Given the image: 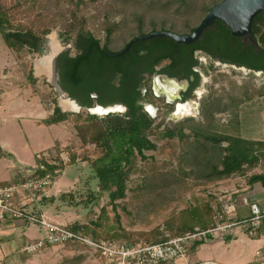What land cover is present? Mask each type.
Here are the masks:
<instances>
[{
    "label": "rangeland",
    "instance_id": "rangeland-1",
    "mask_svg": "<svg viewBox=\"0 0 264 264\" xmlns=\"http://www.w3.org/2000/svg\"><path fill=\"white\" fill-rule=\"evenodd\" d=\"M181 1L189 0H0V5L8 10L13 28L21 26L32 29L39 39V52L24 48L16 54L5 45L0 33V65L10 54L11 66L7 67L14 76H11L9 90H12L13 97L15 90L20 92L16 100H11L6 108L1 109L0 129L8 131L7 138L14 148L22 151L29 142L37 156L57 167H65L52 190L48 191L46 201L40 202L45 204L43 213L56 217L52 219L44 213L47 221L57 225L72 222L87 226L90 233L94 230V235H85L99 241L158 242L166 235H176L168 231L167 222L173 224V229L182 222L200 225L198 221L201 217L196 216L198 220L195 217L199 211H206L211 205L218 209L221 194L216 189L217 185L213 184L216 180L206 179L212 167L220 165V147L213 144L216 137L226 133L244 139L246 142L243 141L241 145L245 146L246 154L250 157L252 153L256 155L259 150L264 151V76L223 65L213 67L205 59L203 63L206 67L202 68L205 77L202 78L199 93L193 99L191 116H173V110L166 108L162 101L149 98L152 103L148 105L155 110L160 109L158 113H151L155 122L150 139L156 143L157 149L145 152V159H135L128 174L126 197L117 202L119 206L116 212L109 204L108 193L100 192L94 170L86 160L98 159L102 152L92 144L82 143L76 131L78 125L85 123L84 117L89 114L88 111H67L62 106L66 95L58 94L53 75H49L51 72L40 75L36 67L40 60L52 56L54 43L59 47L57 55L66 51L75 54L72 42L76 34L69 44L63 41L62 34L66 33L70 23H76L79 19H83L85 30L114 52L122 50L142 33L183 32L184 22L189 21L194 25L197 13H186ZM107 23L116 26L109 42L104 30ZM1 77L2 72L0 84L5 86ZM144 88H147L146 85ZM249 95L250 99L245 98ZM39 97L44 108L36 104L35 98ZM198 97H202V100L199 101ZM232 97L237 107L233 110L235 117L230 121V113L216 117L215 112H221L222 105ZM53 100H56L61 112L69 114L68 119L59 123L61 126L38 125L34 120L41 115L47 117L53 109ZM210 102L213 104L209 108L207 105ZM199 103L203 105L199 106ZM205 110L208 112L204 115ZM126 111L115 114L122 115ZM75 114H81L82 119ZM177 128L183 129L184 136L163 137L165 131ZM4 137L1 135V139ZM255 141L262 143L258 146L248 144ZM227 145L221 144L222 147ZM72 157L75 158L74 164L67 166ZM35 159L27 166L29 169L37 167L39 159ZM246 174H249L248 170L237 178L244 180ZM8 175V171H5L1 177ZM92 195L94 199L90 201ZM57 207L64 210L58 212ZM103 208L107 212L105 216ZM215 209H212L213 212ZM31 227L29 237H12L14 241L17 240V246L21 242L23 245L26 239L32 241L46 237L44 231L36 226ZM74 246H48L43 252L26 254L27 264H108L91 249ZM200 256H204V253Z\"/></svg>",
    "mask_w": 264,
    "mask_h": 264
},
{
    "label": "trees",
    "instance_id": "trees-1",
    "mask_svg": "<svg viewBox=\"0 0 264 264\" xmlns=\"http://www.w3.org/2000/svg\"><path fill=\"white\" fill-rule=\"evenodd\" d=\"M77 6L79 7V3ZM83 23V19H79L76 23H70L66 33L62 34L63 41L67 44L71 42L72 36L76 34L72 42L75 54L72 55L70 51L61 53L57 59V68L63 89L72 99L77 100L82 110L87 112L88 109L95 106L108 108L115 105L124 106L127 110L122 115L110 114L105 117L87 114L84 117L85 123L76 127L77 135L82 143L92 144L102 152L100 158L87 159L86 161L94 170L100 192L108 193L109 204L116 212L119 206L117 202L126 197L128 174L135 159L137 157L145 159V152L157 149L156 143L150 139V132L153 130L155 121L139 103L146 99L142 97L140 92L144 86L139 75L144 72L153 74L154 67L166 58L172 60V66H176L180 60L174 57L175 52L178 51L182 54L184 51H188L190 46L177 44L172 39L162 37L149 41H137L131 45L130 50L122 54L132 40L122 50L114 52L109 49L107 44L101 45L100 40L84 29ZM115 28L116 26L113 24H104L108 42ZM225 32L222 38L209 39L207 44L209 46L203 47L200 45L196 46V49L207 48L212 52L211 54L224 57L225 62L229 60L237 66H245L254 71L264 72V45L258 50L254 49L253 46L243 50L245 44L241 40L232 38L230 31L225 30ZM0 33L5 45L16 54H19L24 48L37 50L38 52L40 50L36 33L32 29L27 30L21 26L13 28L9 20L8 10L1 5ZM144 35L143 33L140 34V36ZM149 61L151 64H148V69L137 71L135 76L132 77L133 65L136 66ZM191 75H193V72L189 70L184 77L187 78ZM131 77L133 78L131 86L135 92L125 93L121 90V87L122 85H130ZM199 80L200 77L197 75L195 86L198 85ZM120 83L121 87H119ZM148 91H150V88ZM92 94H96L97 98H92ZM148 94L150 96L151 92ZM249 97L250 95L245 96L247 99H250ZM53 105V114L44 120L46 125L59 124L69 117L68 113L61 112L56 100H53ZM75 116L82 119L81 114H75ZM175 136H184L183 129L167 130L163 135L167 138ZM243 141L244 139L238 138V136L226 135V133L213 140V144L220 147L218 149L220 165L212 167V172L206 176L207 180L229 178L249 171L257 165L258 158L253 153L251 157L246 154L247 149L242 146ZM223 143L228 145L222 147L221 144ZM260 143L262 142H250L248 144L258 146ZM74 162L75 158L72 157L67 166L74 164ZM37 163L44 166V169L37 172L42 177L51 174L53 178H56L65 169V167H57L58 165L49 163L44 158H41ZM248 182L250 184L261 183L264 188V174L253 175ZM91 197L90 201L94 199L93 195ZM212 212L211 206L206 208V211H199L197 215L193 211L195 217H201L198 221L200 225L194 226L182 222L176 229H173V224L167 222L166 228L168 231L175 232L176 235L174 236H182L192 232L196 227L207 228L212 222ZM102 213L103 216L106 215L105 208L102 209ZM116 216L118 215L116 214ZM205 216H208V218H204ZM95 225L99 226V224ZM67 227L71 231L94 235V230L90 233L87 226L73 225Z\"/></svg>",
    "mask_w": 264,
    "mask_h": 264
},
{
    "label": "crops",
    "instance_id": "crops-1",
    "mask_svg": "<svg viewBox=\"0 0 264 264\" xmlns=\"http://www.w3.org/2000/svg\"><path fill=\"white\" fill-rule=\"evenodd\" d=\"M10 58L11 55L8 54L7 59L4 58L5 62L0 65V73L2 72L1 79L5 81V86H1L0 84V112L2 108L4 109L7 105L10 104L11 100H16V95L20 93L19 91L15 90L13 92L15 94V97H13L12 90H9V87H11V76H14V74L12 75L11 72H9L10 70L8 69L11 66L9 63ZM29 98L33 99L30 96ZM35 100L38 106L43 107L41 97L35 98ZM8 108L10 111L9 106ZM53 109L50 113H48V115H46L47 117H45V115H41L40 118L35 119L34 121L38 123V125L61 126L60 124L46 125L44 123V120L49 118L53 114ZM7 133L8 131L6 129H0V185H4L7 183H22L27 169L30 168L27 166H29V163H31V161L34 162L35 157V161L37 160V154H35L36 150H34L29 142L28 145H25L23 147L24 150L20 151L11 145L10 139L7 138ZM1 135H4L5 137L1 139ZM260 151L263 150H259V152H257V154L255 155L258 158L257 165L249 170V174H246L244 176V180L241 178L238 179L237 177H239L240 174H237L229 178L216 180L213 183L214 185H217L216 189L221 194V198L218 199L219 210H221L224 204H229L232 205L235 209V217H237L238 219H247L250 216V205L256 203L264 213V188L261 183L250 184L247 179L253 175L264 174V151ZM260 153H263V155H259ZM5 171H8L9 175L2 178L1 176ZM55 183L56 182H54L53 186L55 185ZM53 186L49 190H52ZM23 194L24 193L20 191L19 198H22ZM50 197L52 196L50 195ZM56 203L54 205H57ZM43 205H45L43 202L33 203L32 205H30V207H35L39 211V214L41 216L45 217L46 214L47 217H50L52 215L51 213H43ZM215 208L217 209V207L212 206V209ZM57 209L59 210L58 212L64 210L58 207ZM215 210L212 214V222L208 225L207 228L213 226L215 223ZM240 214L243 217H241ZM50 218L55 219L56 217L51 216ZM260 222V226L252 236L248 232H246L244 228L237 227L234 230L233 234L223 233L218 238H211L207 242H199L193 244L189 249V261L196 263L201 261L213 260L222 264H264V215ZM63 225H75V223L68 222ZM17 228L19 229V231ZM31 229L32 227L24 223L23 221L12 220L7 216H4L3 219H0V264L28 263V257L26 255L28 253H25L24 248L34 241L43 239V237L32 241L26 239V242L23 245L21 242L19 246H17V240L14 241V238L12 237L16 236L17 238H27V236H30L28 232H31ZM35 229L38 233V229ZM34 232L36 231L34 230ZM257 252L261 253V257L258 258L256 256ZM203 253L204 256H200V254ZM174 264H185V261L177 260Z\"/></svg>",
    "mask_w": 264,
    "mask_h": 264
},
{
    "label": "built area",
    "instance_id": "built-area-1",
    "mask_svg": "<svg viewBox=\"0 0 264 264\" xmlns=\"http://www.w3.org/2000/svg\"><path fill=\"white\" fill-rule=\"evenodd\" d=\"M37 157L41 159L40 156ZM42 169V164L28 169L22 183L0 185V219L7 216L29 226H36L46 233L44 239L34 241L24 248L28 254H36L48 246L81 245L97 253L108 264H174L177 260H184L185 264H220L215 261L190 262V246L218 238L223 233L233 234L237 227L244 228L252 236L264 215L258 204L253 203L250 205V216L247 219H238L234 216V207L224 204L221 210H215L213 226L206 229L196 228L182 236L166 235L165 240L160 242L94 240L81 232L71 231L66 225L47 221L35 207H30L48 197V191L57 178H53L51 174L39 176L37 172ZM20 191L24 193L22 198H19ZM256 256L261 257V253L257 252Z\"/></svg>",
    "mask_w": 264,
    "mask_h": 264
},
{
    "label": "flooded vegetation",
    "instance_id": "flooded-vegetation-1",
    "mask_svg": "<svg viewBox=\"0 0 264 264\" xmlns=\"http://www.w3.org/2000/svg\"><path fill=\"white\" fill-rule=\"evenodd\" d=\"M225 1L226 0H196L195 2H194V0H189L188 2L187 1H181V3H183L182 7L186 8V10H187V12L185 10L186 13H189V14H193L194 12L197 13L196 22L194 25H191V23L189 21L184 22L183 27H184L185 31H183V32H173V31H168V32L176 33L179 35H191L197 28H199L201 26V24L205 21V19L208 17V15L211 13V11L213 9L221 6L222 4H224ZM236 2L240 3L241 1L236 0ZM225 30L230 31L232 38L241 40L245 44V47L243 48V50H245L246 48L251 47V46H253L254 49H256V50H258L259 48H262L264 45V43H263V41H264V10L260 11L259 13H257L254 16L249 32H247L245 35L240 36V37L234 36L232 34L231 29L222 20L216 19L212 25L208 26L207 28H205L203 30L200 38L195 43L190 44V45H186V46H190L188 51H184V53H182V54H180L178 51L175 52L174 57L177 60H180L179 64H177L176 66H172V60L169 58H166L154 67V73L153 74H149L148 72H144V73L140 74L139 77L142 79L141 82H142L143 86L146 85V87H147V88L143 87L140 91L142 94V97H145L146 99L144 101L139 102L144 107L145 112H147L151 115V113L148 110V108L151 105H148V104L152 103V102L149 100V98L156 100V101L157 100L162 101L163 102L162 104L166 108L173 110L171 112V115H173V116H178L177 113H178L179 108H181V107L191 105L193 108V103H194L193 99L199 93V90L201 88L202 78L205 77L204 73H202V68L206 67L205 63H203V61L205 62V59L209 60L210 61L209 65L210 66L214 65L213 67H216L218 65H223L226 68H232V69L239 68L240 70L244 69V70L249 71L251 73H255V74L260 73V75L264 76V72H262V71H254V70L246 68L245 66H237V65L231 63L229 60H228V62H225L224 57H222L220 55L211 54L212 52L210 50H208L207 48L196 49V46H200V45H202L203 47L209 46L207 44H208V40L211 38H222L224 36L223 33H226ZM242 54H243V52H242ZM60 55H61V53L58 54L56 57V71H57V75H58V84L60 85L61 89L65 92V90L62 87L61 77H60V74H59L58 68H57V59ZM179 57H181V59H179ZM148 64H151V62L150 61L146 62V63L142 62L136 66L133 65L132 77L135 76V72H137V71L140 72V71H143L145 69H148V67H147ZM189 70H191L193 72V75L185 78L184 76L188 74ZM197 75L200 77V80L198 81V85L195 86L196 81H197ZM162 76H166L169 79L178 80L179 82L188 81V86L185 88L174 87L175 89H179V88L181 89V91L179 93V98L176 99L175 101L171 102L169 100V98L166 97L165 95H162V93H158V94L156 93L155 85H159L160 88H163L162 89L163 91H166V89L164 88V85L160 81V78ZM132 77H131L130 85L129 84H127L125 86L122 85V87H121V83H120L119 87L122 88L121 90L123 92H125V93H128V92L132 93L133 91L135 92V90L132 89V86H131L132 79H133ZM149 88H150V91H148ZM149 92H151L150 96L148 94ZM66 95L69 96L67 93H66ZM69 97L71 98V100H73L74 102H76L78 104L76 99H72L71 96H69ZM91 97L97 98V95L92 94ZM198 99H199V101H201L202 97H198ZM207 102H209V101H207ZM245 102H247V101H245ZM200 103H199V106L200 105L202 106L203 104L206 103V101L203 102V104H200ZM212 104H213V102H210L209 105H207V106H209V108H210V106ZM234 104H235V100L232 97L231 99H229L227 101V104L222 105L223 110L221 112H215V114H217L216 117H223V115L225 113H228V115L230 113V115H229L230 117H229L228 121L231 120L230 118L233 119L234 114H235L234 111H235V109H237V107H235ZM150 108H152V106ZM206 109H207V107H206ZM153 110H154L153 114H155V113H158V111L160 109L157 108L156 110L155 109H153ZM238 110H240V108ZM206 113L207 112L205 110L203 112V114L205 115ZM199 114L202 115V113H199ZM224 122H226V121H224Z\"/></svg>",
    "mask_w": 264,
    "mask_h": 264
},
{
    "label": "water",
    "instance_id": "water-1",
    "mask_svg": "<svg viewBox=\"0 0 264 264\" xmlns=\"http://www.w3.org/2000/svg\"><path fill=\"white\" fill-rule=\"evenodd\" d=\"M241 2H236V0H226L224 4L213 9L205 21L201 24L199 28H197L191 35H179L176 33L168 32V31H160V32H151L144 36L137 37L132 40V42L127 46L126 50L122 53L124 54L128 51L132 44L137 41H149L154 38H169L174 40L177 44L182 45H190L195 43L201 36L203 30L208 26L212 25L216 19L222 20L232 31L234 36L240 37L245 35L250 30L251 23L253 21L254 16L260 11L264 10V0H240ZM119 56V55H118ZM56 57H53L52 60V75L55 89L57 90L60 96L66 95V93L61 89L58 84V75L56 71ZM161 83L164 85L166 91H163V88H160L159 85H155L156 93H162L169 98V100L175 101L179 98V93L181 91V87L185 88L188 86V81L179 82L175 79H169L166 76H162L160 78ZM174 87H180L179 89H175ZM67 103L71 104L75 111H71L74 113H79L82 108L69 96L66 95L63 98ZM150 109V107H149ZM116 110V111H115ZM154 113V110L151 109ZM89 115L105 117L110 114H115L119 111H125L123 106L115 105L112 107L104 108L101 106H95L94 108H90L87 110ZM100 112L101 114H97Z\"/></svg>",
    "mask_w": 264,
    "mask_h": 264
},
{
    "label": "bare ground",
    "instance_id": "bare-ground-1",
    "mask_svg": "<svg viewBox=\"0 0 264 264\" xmlns=\"http://www.w3.org/2000/svg\"><path fill=\"white\" fill-rule=\"evenodd\" d=\"M53 47V54L52 56L50 57H46V58H43L42 60L39 61L36 69H37V72L42 75V74H52V60H53V57L56 56L57 52L59 51V47L57 44H53L52 45ZM244 70V69H242ZM257 75H260V73H257ZM62 106L67 109V111H75V109H73V107L71 106V104L67 103L65 100H62ZM152 108H148L149 112L150 113H153V111L151 110ZM192 106L191 105H187V106H184V107H181L179 108L178 110V113L177 115L179 116H191L192 115ZM116 111V110H115ZM97 114H101L100 112H98Z\"/></svg>",
    "mask_w": 264,
    "mask_h": 264
},
{
    "label": "clouds",
    "instance_id": "clouds-1",
    "mask_svg": "<svg viewBox=\"0 0 264 264\" xmlns=\"http://www.w3.org/2000/svg\"><path fill=\"white\" fill-rule=\"evenodd\" d=\"M126 110V109H125Z\"/></svg>",
    "mask_w": 264,
    "mask_h": 264
}]
</instances>
